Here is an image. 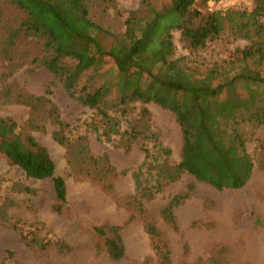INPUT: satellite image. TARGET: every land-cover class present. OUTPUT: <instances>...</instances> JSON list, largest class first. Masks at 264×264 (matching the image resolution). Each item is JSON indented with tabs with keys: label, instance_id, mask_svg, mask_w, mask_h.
I'll return each instance as SVG.
<instances>
[{
	"label": "trees",
	"instance_id": "trees-1",
	"mask_svg": "<svg viewBox=\"0 0 264 264\" xmlns=\"http://www.w3.org/2000/svg\"><path fill=\"white\" fill-rule=\"evenodd\" d=\"M252 1L251 10L233 7L225 12H209L207 0H142L138 9L128 12L124 31L113 33L93 20L90 10L97 6L104 12L114 0H0V5L21 13L1 14L0 56L14 63L18 54L12 49L19 40L39 42L43 57L39 61L32 57L30 63L43 66L78 103L96 110L105 124L101 135L107 138L110 130L118 133L119 120L111 114L124 116L129 103L140 102L139 119L130 122L122 133L126 150L134 141L152 136L147 103H157L172 112L181 130L179 161L171 165V150L162 145L155 153L144 147L145 159L161 160L155 168L154 185H147L141 167L133 173L136 190L127 205L144 214L142 201L183 173L217 190L239 189L250 179L254 162L246 149L242 125L264 124V0ZM174 30L180 31L190 52L226 33L247 40L248 45L236 49L223 65L198 71L173 57ZM108 62L109 68L105 67ZM0 98L31 109L27 122L30 129L45 130L42 120L49 119L55 126L52 138L65 149L70 165L103 181L106 188H112L107 182L110 175L125 172H117L107 154L93 155L85 135L72 141L66 133L68 124L60 119L57 106L46 95L35 96L6 86L0 89ZM15 128L13 119L0 116V137H4L2 130L13 133ZM13 136V141L0 138V153L26 176L50 178L56 197L54 210L61 213L66 203V184L55 174L47 149L29 133ZM193 192L194 185L190 184L170 198L161 211L167 223L175 226L174 208ZM5 217L0 213V220ZM29 228L21 234L29 248L42 253L55 249L60 254L73 250L58 238L40 235L36 225ZM94 231L110 259L124 255L118 226L105 224L94 227ZM145 231L159 263L169 264L170 251L160 230L147 221Z\"/></svg>",
	"mask_w": 264,
	"mask_h": 264
},
{
	"label": "rangeland",
	"instance_id": "rangeland-1",
	"mask_svg": "<svg viewBox=\"0 0 264 264\" xmlns=\"http://www.w3.org/2000/svg\"><path fill=\"white\" fill-rule=\"evenodd\" d=\"M141 1L114 0L113 6L104 12L93 6L90 17L113 33H121L128 12L138 9ZM239 1L236 8H253L252 0ZM2 13L21 15L17 10L0 5V19ZM172 36L173 57L181 65L198 71L223 65L236 49L248 45L247 40L234 39L226 33L190 52L180 31L174 30ZM12 51L18 54L14 63L0 56V89L11 86L19 92L46 95L57 106L60 119L68 124L66 133L72 141L85 135L93 155L107 154L116 171L125 172L110 175L107 182L112 188H106L103 181L70 165L65 149L52 138L55 126L49 119L42 120L45 130L30 129L27 122L31 109L0 98V116L16 123L13 133L33 135L47 149L55 164V174L66 184V203L58 213L54 210L56 197L52 180L26 176L0 153V213L6 216V220H0V264H160L145 231L147 221L160 230L170 251L169 264H264V124L242 125L246 149L254 162L251 177L242 188L217 190L183 173L176 181L163 184L150 199H144V214H139L127 205L136 190L133 173L141 167L147 185H154L155 168L161 161L160 158L145 159L144 147L150 153H155L158 145L169 148L171 165L180 159L181 130L172 112L157 103H147L152 136L134 141L126 150L122 146V133L130 122L139 119L140 102L129 103L124 116L111 114L119 120L118 133L110 130V138H107L101 135L105 124L96 110L78 103L43 66L30 63L32 57H37L38 61L43 57L39 42L21 39ZM19 56L23 57L19 59ZM105 67H111V63ZM240 91L244 94L242 89ZM13 133L2 130L4 137L0 138L13 141ZM190 184L194 185V192L174 208L176 223L173 227L163 219L161 211L173 195ZM105 224L119 227L125 246L120 259H110L101 249V239L94 227ZM30 225L38 226L40 235L58 238L73 250L60 254L55 249L42 253L29 248L21 234L29 231Z\"/></svg>",
	"mask_w": 264,
	"mask_h": 264
},
{
	"label": "built area",
	"instance_id": "built-area-1",
	"mask_svg": "<svg viewBox=\"0 0 264 264\" xmlns=\"http://www.w3.org/2000/svg\"><path fill=\"white\" fill-rule=\"evenodd\" d=\"M239 4V0H207V9L209 12H225L230 8H236Z\"/></svg>",
	"mask_w": 264,
	"mask_h": 264
}]
</instances>
